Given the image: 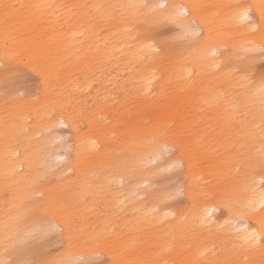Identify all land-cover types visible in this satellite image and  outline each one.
<instances>
[{
  "label": "rangeland",
  "instance_id": "1",
  "mask_svg": "<svg viewBox=\"0 0 264 264\" xmlns=\"http://www.w3.org/2000/svg\"><path fill=\"white\" fill-rule=\"evenodd\" d=\"M173 1H192L198 6L200 22L197 24H203L202 35L192 37L173 25L162 23L163 19H149L154 11L148 10L147 1L141 4L147 7L132 8L129 6L134 5V0H61L64 11L82 21L83 28L98 31L100 37V41L85 43L82 49L73 51L63 46L62 36L56 35L45 21L44 12L39 11L35 0H0V249L3 260H10L12 264L39 261L43 257L51 259L50 262L59 261L79 254L86 243L98 241L94 245L99 247L90 244L100 253L97 264H127V259L133 264L127 253L138 248L134 243L146 247L152 231L147 229L141 215L127 210V189L136 184V178L123 177L120 198L112 179L113 175L129 169L125 156L134 139L166 144L171 137L178 141L180 152L195 162L196 168L190 172H196L197 176L192 183L204 181L209 166L217 170L224 167L221 158H225V167L231 170L228 181L238 180L244 166L241 159L246 157L247 150L242 127L256 109L255 93L248 86L249 92L241 88L240 76L246 56H240L230 69L212 71L202 65L199 53L204 30L209 34L218 32L221 11L232 9L224 6H251V0L220 5H210L204 0ZM251 8L253 15L254 8ZM127 26L135 35L126 38V42L140 41L145 32L160 28L159 35L167 51H158L161 56L158 94L150 101L138 96L137 89L133 88L118 90L119 102L115 105H92L91 101L87 106L69 105L64 86L73 77L94 70L98 66L96 48L102 49L100 42L110 41L116 29L123 31ZM233 39L229 35L227 41ZM222 52L231 55L229 46ZM186 68L199 85L196 90L188 91L182 85L181 75ZM13 73L20 75L14 77ZM244 74L249 78L263 75L264 57ZM98 75L99 71L95 70L94 77ZM56 114L67 115L69 125L50 127L47 120ZM24 123L29 130L23 133L20 127ZM251 123H254L252 117ZM89 140H96L100 147L109 149L104 166L93 164L94 155L86 153L84 143ZM207 148H212L210 154H202ZM74 152L79 153V162L74 161ZM177 153V149L170 147L152 162L150 167L168 166L158 170L151 183H142L141 188L154 195H166L168 205L183 206L187 202L185 169L181 163L180 167L169 164ZM82 161L90 165L86 178L76 173L85 164ZM10 162L15 168L9 173L5 167ZM70 165L72 168H68ZM206 181L209 186L212 184L213 193H221L222 197L228 193L226 178L221 183L213 182L212 178ZM121 199H126V210L119 213ZM137 199L146 206L147 195H138ZM221 213V210L215 211L216 216ZM62 224H66L69 235L65 236ZM52 225L55 230H51ZM140 225L144 234L135 239L134 228ZM29 234L37 238L30 239ZM18 246L16 254L12 253Z\"/></svg>",
  "mask_w": 264,
  "mask_h": 264
},
{
  "label": "bare ground",
  "instance_id": "2",
  "mask_svg": "<svg viewBox=\"0 0 264 264\" xmlns=\"http://www.w3.org/2000/svg\"><path fill=\"white\" fill-rule=\"evenodd\" d=\"M146 1L148 2V10L154 11V14L149 16L151 20L163 19V14L158 9L154 10V6L164 3L170 6H186L192 14L190 19L195 18L196 22H200V11L192 1L134 0L132 3L141 5ZM204 1L210 5H220L240 2L241 0ZM35 2L39 11L44 12L43 17L54 28L55 34L62 36L60 38L64 41L63 46L66 49L70 47L75 51L79 48L82 49L85 43L92 44L94 41H100L98 31L89 27L83 28L82 21H79L74 15L71 16L69 11L63 10L61 0H35ZM251 6L254 8V24L245 25L236 23L234 18L236 11H238L236 8L229 5L224 6L232 9L221 11L222 19L217 26L218 32L209 34L204 30L199 53L202 57V65L212 71L230 69L237 64L240 56H246L242 66L244 68L242 76H240L243 81L241 88L244 92H249L248 86L255 93L256 109L250 114L247 124H243L242 127L247 148L246 157L241 159L244 162L243 171L240 172L237 181H228L231 170L225 167V158H221L224 167L217 170L215 167L209 166L208 177H205L202 182L192 183L194 177L197 176L196 172H190L196 168L195 162L190 161L188 156L180 152L181 144L178 141H174L171 137L169 141L166 140V144L150 143L147 140L139 142L138 139H134L133 146L130 147L131 149L125 156L129 169H124L123 174L113 175L115 178L112 179L116 193L119 194L118 197L120 198L123 196L122 187H119L123 185V177L136 178V184L127 189V210L136 211L137 215H141L147 229L152 231V236L149 238L151 241L146 242V247L142 248L134 243V246L138 248H133L130 253H127L126 257L131 258L133 264L143 261L146 264H169L170 262L172 264L176 262L180 264H264V236L254 245L244 244L237 232L240 227L238 217L242 215L241 209L245 202L252 198L249 185L253 179L259 181L261 178L259 158L264 151V94L260 90L261 86L264 85V74L253 78L244 74V71L252 68L260 58L264 57V54L259 51H243L245 47L264 46V18L260 15L261 11H264V0H251ZM198 26L201 29L203 24H198ZM128 28L129 26L123 31L121 28L116 29L110 41L100 42L102 49L96 48L98 66L94 70H89L88 73L85 72L81 76L73 77L72 82L64 86L66 89L63 91L69 105L74 107L87 106L89 101L92 102V105L97 103L115 105L119 102L117 100L119 97L118 90L133 88L137 89L138 96L146 100L151 101L155 98L158 94L157 83L160 73L158 65L161 59L158 51H167L165 44H163V37L159 35L160 28L145 32L140 41L130 40L126 42L131 35H135ZM229 35L234 37L231 42L227 41ZM226 46L230 47L231 55L223 54L222 50ZM212 52H215L216 55L213 56ZM224 60H226V64ZM95 70L99 71L96 78L94 77ZM181 76L182 85L188 88V91L196 90L199 87L189 68H186ZM132 78H136V80H131ZM185 98L183 97L182 100ZM251 117L254 123L250 124ZM47 123L50 127L67 126L70 120L67 115L56 114L55 118L49 117ZM73 127L75 128V126ZM26 130H29V126L24 123L20 127V131L24 133ZM165 146L167 149L173 147L178 150V153L169 160L170 166H176L178 163L180 167L181 163L185 169L187 184L184 187V193L187 202L183 206L168 205L166 195H154L147 189L141 188L142 183H151L155 173L168 166L162 164L150 167L152 162L157 161L158 157L167 152ZM84 147L86 153L94 155L91 160L93 164L101 166L106 164L105 155L108 154V148L100 147L96 140H89L84 143ZM210 149L212 148H207L201 153L210 154ZM49 157L50 154L47 152L45 158L48 159ZM78 159L79 153L74 152V161L79 162ZM82 163L85 164L76 169V173L78 172L80 176L86 178L90 165L86 161H82ZM14 168L15 166L10 162L5 170L10 173ZM68 168H72V165ZM59 173L64 177L63 171ZM208 178H212L213 182L216 183H221V179L226 178L228 193L224 197L221 193H213L210 189L212 184L209 186L206 181ZM196 187L200 188L196 189ZM138 195H147L146 206H144V202L137 199ZM118 204L119 213L126 210V199L119 200ZM206 210L210 212V215ZM217 210L222 211L218 216L215 215ZM244 215L247 224H249V231L256 230L257 234H260L262 226H264V212L258 210ZM62 227L65 229V236L69 235L66 224H62ZM142 227L140 225L134 228L137 235L133 238L136 239L144 234L143 231H140ZM169 236H174L175 239H167ZM228 236L229 238L225 239ZM225 243L226 245H224ZM229 245L231 247L227 248ZM20 246L14 248L12 253L16 254ZM94 246L99 247L98 245ZM78 250L80 251L82 248L80 247ZM2 251L0 249V258ZM66 254L72 253L66 252ZM43 261L50 262L51 259L44 260L43 257L38 262ZM126 263L129 264L128 259ZM14 264H24V262Z\"/></svg>",
  "mask_w": 264,
  "mask_h": 264
},
{
  "label": "snow or ice",
  "instance_id": "3",
  "mask_svg": "<svg viewBox=\"0 0 264 264\" xmlns=\"http://www.w3.org/2000/svg\"><path fill=\"white\" fill-rule=\"evenodd\" d=\"M132 8L147 7L146 5H130ZM238 11L235 13V21L240 25L245 24H254L252 8L251 6H245L243 4L232 5ZM159 10L163 14L162 23L173 25L176 28L180 29L182 33L190 35L192 37H198L202 35V32L195 20L191 18L192 14L188 11L186 6L183 5H168L161 3L154 6V10ZM261 17L264 18V11L260 13ZM255 26V25H254ZM245 52H257L264 54V46H253L245 47L243 49ZM212 55L215 56L216 53L212 52ZM18 73H13L14 77L19 76ZM261 93L264 94V85L261 86ZM165 146V151H168ZM58 159H64L63 157H58ZM179 167V164L176 165ZM259 168L262 173L259 181L255 179L252 180L249 185L250 191L252 192V198L247 200L241 209L242 215L238 217L240 221V227L237 229L239 238L244 244L254 245L258 240L264 236V226H262L261 233L257 234L256 230L249 231L248 225L245 219L244 214L254 213L256 211L264 212V151H262L259 158ZM208 212V210H206ZM210 215V212H208ZM235 223V222H234ZM55 230V225H52V229ZM46 235V232H45ZM30 239H36L37 237L34 234H29ZM90 244H98V241H91L86 243L83 247L84 250L80 251L79 254L69 256L67 258H61L59 261H25L24 264H97V259L100 253L96 252L90 247ZM0 264H12L10 260L0 259Z\"/></svg>",
  "mask_w": 264,
  "mask_h": 264
}]
</instances>
